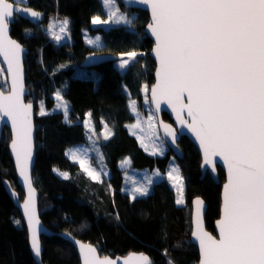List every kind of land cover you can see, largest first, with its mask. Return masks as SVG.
<instances>
[{"label": "trees", "instance_id": "obj_1", "mask_svg": "<svg viewBox=\"0 0 264 264\" xmlns=\"http://www.w3.org/2000/svg\"><path fill=\"white\" fill-rule=\"evenodd\" d=\"M23 4L44 14L43 21L36 24L15 15L10 25L11 35L26 48L25 100L35 106L32 181L39 192L38 212L43 224L56 234L41 236L43 250L38 263L31 253L22 217L3 186V180H8L19 198L23 197L8 151L10 133L4 128L0 138V264H79L73 245L57 235L60 232H70L94 244L101 255L123 256L135 251L147 254L152 264H169L170 260L172 264H195L198 251L189 238L191 200L200 196L205 201V225L214 232V221L220 212L223 170L217 166L218 183L208 173L201 177L200 155L194 144L181 136L178 145L184 156L174 158L185 175L184 205L176 204L175 193L165 179L154 182L148 195L131 198L122 190L123 172L117 170V162L129 156L132 167L165 173L173 156L170 149L162 156L149 154L126 126L134 121L129 99H134L142 109L140 85L150 87L153 83L154 61L149 55L152 40L144 31L148 13L126 8L117 0L119 9L136 16L130 26L106 28L92 25L93 17H107L101 0H24ZM50 17L68 21L70 41L55 42L45 29ZM84 29L99 34L101 43L87 44ZM129 51L141 55L124 71L111 61L93 67L99 73L96 83L71 76L89 52L117 55L118 59ZM58 88L69 103L68 117L59 111L38 113L39 104L53 107L52 95ZM86 113L98 127L104 121L112 130L111 137L101 143L109 171L101 181L85 175L65 153L67 148L86 141L82 123ZM162 117L171 120L167 113Z\"/></svg>", "mask_w": 264, "mask_h": 264}, {"label": "snow or ice", "instance_id": "obj_2", "mask_svg": "<svg viewBox=\"0 0 264 264\" xmlns=\"http://www.w3.org/2000/svg\"><path fill=\"white\" fill-rule=\"evenodd\" d=\"M17 2L24 0L11 3L0 0V55L7 61L11 76L10 84L7 79L0 80V89H4L0 90V117L11 121L12 149L20 175L30 186L32 104L23 101L21 45L9 39L7 33L14 13H30L33 18L40 13L15 7ZM136 2L149 6L151 14L147 28L154 37L152 51L158 62L157 81L150 89L151 102L157 110L161 101L172 106L179 123L185 125L199 142L205 166L212 165L214 171L215 157H221L227 166L221 219L217 221L219 239L203 229V201L197 198L194 202L195 230L192 235L199 242V264H264V0ZM102 4L107 9L108 20L93 17V24L130 26L133 23L117 7V0H102ZM67 23V20L62 22L61 32ZM139 55L141 53L137 51L122 53L118 67L125 69ZM143 91L149 92L147 85L143 86ZM57 98H60L59 93ZM145 102H149L148 98ZM64 107L67 114V107ZM130 109L136 111L135 101H130ZM185 111L190 122L183 118ZM40 114H44L42 105ZM152 119L149 116L150 127ZM161 124L175 139V130ZM135 127H140V123ZM157 150L162 152V149ZM79 151L72 150V157L79 160L89 177L100 180V172L84 167ZM172 171L178 172V169ZM169 179L177 185L179 197L176 203L182 204V178L173 177L170 172ZM147 191V187L137 188L133 198L137 194L146 195ZM24 209L31 229V247L39 256L41 247L36 229L39 220L34 219L31 189ZM81 252L84 264H116L109 258L99 259L96 249L91 246L81 245ZM133 259L140 264H151L143 254L125 260L124 264H130ZM169 264H172L171 260Z\"/></svg>", "mask_w": 264, "mask_h": 264}, {"label": "water", "instance_id": "obj_3", "mask_svg": "<svg viewBox=\"0 0 264 264\" xmlns=\"http://www.w3.org/2000/svg\"><path fill=\"white\" fill-rule=\"evenodd\" d=\"M120 3L125 6L126 8H130V9H141L144 10L148 13V21L144 27V31L146 36H148L151 40H152V46L151 49L149 51V55L151 56V58L154 61V69H153V83L152 85L149 87V92H148V100H149V105L152 109V112L154 113L155 117H156V124H157V128L159 131V134L161 136V138L165 141L166 145L168 146V148L172 151L173 155L175 156L176 159H182L184 154L183 151L181 150V148L178 145V140L180 139L181 136H185L187 137L196 147L199 155H200V170H201V177L205 174L208 173L216 183L219 182L218 180V171H217V166H219L223 172H224V181L221 184V191H220V212H219V216L218 218L214 221V232L209 231L206 228L205 225V220H204V216H205V212L207 209V204L205 203V201L200 197V196H195L192 198L191 200V213H190V222H191V229H190V234H189V238L190 241L197 247V251H198V260L195 264H199L200 259H201V253H200V247H199V242L198 240L192 235L193 231L195 230V222H194V218H195V210H196V206H195V200L197 198H199L200 200L203 201V208H202V226L204 231H206L207 233H209L210 235L216 237L217 239H219V230H218V225H217V221L221 219V212H222V192H223V185L226 183L227 181V166L224 163L223 159L221 157H215L213 158V162L215 165L214 171H213V166L212 165H207L205 166V161H204V154L202 149L199 146V142L195 139V136L193 133H191L187 127L185 125H181L177 119V114L175 111H173V108L171 105L167 104L164 101H161V107L159 110L156 109V105L155 103H152L150 100V89L151 87L156 84L157 81V77H156V71H157V66H158V62L156 57L153 54V47H154V37L151 36L150 34V30L147 28V25L151 22L150 19V8L147 5H144L142 3H138L136 2V0H119ZM9 2H13L10 1ZM15 7L18 8H25V9H30L32 11H36L38 13H40V15L38 17H31L30 13H22V12H16L14 13L13 18H11V22L9 23V28H8V33L7 36L9 39L11 40H15L18 44L21 45L22 48V52L20 54V59H21V64H22V71H23V85H24V95H23V101L25 104L27 103H31L32 104V109H31V123H32V134H31V142H32V155H31V160L28 166V176L30 178V186L27 182H25V179L23 176L20 175V170L17 166V162H16V155L12 149V140H13V129H12V125H11V121L7 118V117H0V138H1V134L4 128H7L9 130L10 133V140L8 143V151L9 154L11 156L12 162H13V166L15 169V174H16V180L17 183L23 193V197L20 199L18 192L16 190H14L9 181L4 179L3 180V186L7 192V194L9 195V197L11 198L13 204L16 206V208L18 209V212L20 213L22 220L24 222V225L26 227L27 233H28V241H29V247L31 250V253L34 257V259L38 262L41 263V254H42V250H43V246L41 243V236L42 235H52V234H56L54 233L50 228H48L47 226H45L39 216V212H38V198H39V192L36 189V187L33 184L32 181V171H33V167H34V161H35V137H36V131H35V123H34V116H35V106L33 102L30 101H26L25 100V96H27L28 94V89L26 87L25 84V69H24V63H23V58H24V53L26 52V48L16 39L11 35V23L14 20L15 15H18L26 20H28L30 23L32 24H36L38 22L43 21L44 19V14L43 12L36 10L34 8H32L31 6L25 5L23 3H15L14 5ZM117 55H111V54H106V53H97V52H89L87 53L84 58L82 59V61L79 63L80 67H85V68H91L94 66H97L99 64L105 63V62H111V61H116L117 60ZM0 65L1 68L4 72V79H7L8 83L10 84L11 82V76L10 73L8 72V64L7 61L4 59V57L2 55H0ZM3 77L0 75V80H2ZM3 90V89H0ZM5 94H7V91H5ZM185 103H187V100L185 99L184 101ZM163 113H167L170 117V121H166L163 119L162 114ZM183 118L185 120H189L190 122V118L187 116L186 111L183 114ZM161 122H163V124H167L171 126V129L175 130L176 133V137L175 139L172 138V136H170L164 129V127L162 126ZM125 161H127L125 163ZM132 166V161L131 158L129 156L124 157L122 160H119L117 162V170L120 172H125L127 171L130 167ZM30 189H31V197H32V201H33V210H34V219L39 220V224L36 225V229H37V236H38V240L40 243V247H41V252L40 255L37 256L32 247H31V229L29 227L28 224V216L25 213V209H24V203L26 200L29 199V194H30ZM57 235H59L60 237H62L63 239L69 241L76 253L77 256L79 258V264H84V258H83V254L81 252V245H83L85 248L91 246L93 248L96 249V256L99 259H104V258H109L113 261H116V264H124L125 260H129L131 257H139L141 254L147 256L152 264V260L151 258L143 253V252H129L126 255L123 256H110V255H101L98 251V249L96 248V246L88 241H84L82 239H79L77 237H75L74 235H72L70 232H60L57 233ZM130 264H140L139 261L137 260H130Z\"/></svg>", "mask_w": 264, "mask_h": 264}, {"label": "rangeland", "instance_id": "obj_4", "mask_svg": "<svg viewBox=\"0 0 264 264\" xmlns=\"http://www.w3.org/2000/svg\"><path fill=\"white\" fill-rule=\"evenodd\" d=\"M103 8H104V11L107 12V9L104 6H103ZM120 11L122 13H124L125 15H127L130 19H134L136 16V14H134L132 12L122 11L121 9H120ZM65 20L66 19L58 20V19H55L53 17H50L45 24V29L48 30L52 34L55 42L61 43V42L70 41V36L68 33V25L66 26L65 30L63 32H61V25H62V22ZM104 20H108V15H107L106 19H104ZM92 25L93 26H103V27L108 28L110 26L117 25V24H112V23H109V24H93L92 23ZM121 25L128 26L126 24H121ZM57 36L60 37L59 40L56 39ZM83 38H84L85 42L89 45H91V44L92 45H98L99 43H101L100 35L99 34H91L87 29L83 30ZM89 41H93V43H90ZM120 59H121V55L119 56V58L114 63H115V66L119 70L124 71L127 67L125 69H120L118 67V65L120 64ZM0 69H2L1 65H0ZM0 75L4 79V72L3 71L0 72ZM71 76L72 77L92 79L96 83L98 80L99 73L93 67H91V68L74 67V69L71 72ZM144 85H146V84L144 83V84L140 85V92L142 94V99H143V101H142V107L143 108L139 109L137 107V103H136V111L133 112L131 110V112L134 116V121L127 124L126 126H127L129 133L136 137L139 144L141 145V147L146 152H148L149 154H153V152L155 151V155L162 156L168 151V147H167L165 141L161 138V136L159 134L157 124H156V117H155L154 113L152 112V109L149 105V102L148 103L145 102L146 98H148V92L146 93L143 91ZM123 90L128 96L130 95L128 90H127V87L125 85H123ZM57 93H59V97H60L59 99L57 98ZM52 97L55 100L53 107L48 109V108H45L42 104H39L38 113H41V105H42L44 114L59 111V112L63 113L65 118H67L68 114H69L70 106H69V103L67 102V100L62 95V89L58 88L53 93ZM130 101H135V100L129 99V105H130ZM64 106L67 107V114L65 113V107ZM137 113L139 115H137ZM149 116L153 117L151 127L149 126V123H148ZM101 122H102L101 126L98 127L96 122L89 115V113H86L85 118L82 121L84 129H85L86 141L81 143V144H77V145H74V146L67 148V150L65 152L67 157H69L71 159V161L77 163L79 165V167L81 168V170L83 171V168L81 167V163L79 162V160L74 159L71 155L72 150L79 149L80 151H79L78 155H79L80 159H82L84 161V167H89L90 170L94 168V169H96V171L101 173L100 180H95V181H101L104 178H106L109 174L108 167L106 165L104 156H103L102 151H101V143L105 142L106 140H108L111 137L112 130L104 121H101ZM138 122L140 123V127H135ZM153 132L155 133V135H153ZM105 136H107V139H105ZM141 138H143V144L141 143ZM145 145L147 147H145ZM154 145L156 147H154ZM157 149H162V152L160 150H157ZM174 157L175 156L173 155L165 173L160 172L158 169H152L151 170L149 168H138V167H132L131 166L127 171L123 172L122 190L125 193H127L131 198H133V193L137 188L147 187L148 191H147L146 195H148L152 191V184L154 182L165 179L175 193V202H176V200L179 197V193L177 191L176 182L174 180L169 179V173L171 172L173 177L179 176L180 178H182L183 203L179 204V205H184L185 204V196H184L185 175L182 172V170L180 169V167L177 163V160ZM173 168L178 169V172L172 171ZM84 174L87 175L85 172H84ZM59 175L64 177V178L68 177V176H65L64 173H60ZM149 181H151V183H149ZM146 195L137 194L135 196V198L143 197Z\"/></svg>", "mask_w": 264, "mask_h": 264}]
</instances>
